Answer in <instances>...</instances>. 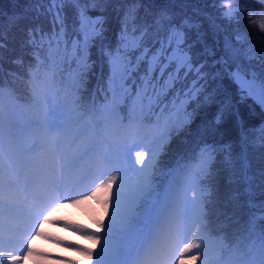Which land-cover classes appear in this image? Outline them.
<instances>
[{"label":"snow or ice","instance_id":"snow-or-ice-1","mask_svg":"<svg viewBox=\"0 0 264 264\" xmlns=\"http://www.w3.org/2000/svg\"><path fill=\"white\" fill-rule=\"evenodd\" d=\"M47 2L50 4L47 12L53 17L52 33L46 34L42 29H29L25 44L33 48L37 46L42 48L45 43L49 46L55 43L57 50L63 44L67 56L69 40L62 11L64 4L74 5L79 19V28L75 31L81 39L71 41L70 54L76 62V68L67 77H61L62 82L67 81L65 87L68 107L76 113L77 118L86 115V112L81 110L84 100L81 90L85 84L84 75L90 67L89 48L96 39L101 41V55L109 61L108 91L111 92L113 99L109 101L106 95L105 103L99 106L93 100L89 110L100 113L99 119L88 117L86 126L91 128V134L81 141L79 136L82 132L78 130L69 142L75 143L76 146L72 147L63 159L55 154L62 151L56 143V137L57 130L62 129L64 124L57 123L54 119L41 121L52 136L50 151L54 154L55 163L51 167L42 166L37 162L39 153L45 147L39 139L32 140L27 148L17 154L6 153L0 142V264H22L25 257L32 256L35 251L33 241L37 237L49 238L45 236L43 226L53 222L51 217L56 208L49 211L51 204L60 199H69L67 193L92 172L95 173L92 176L95 186L87 196L81 195L79 200L72 203L94 202L99 205L103 210L102 215L97 208L89 204L92 219L97 227L89 228L85 224L71 222L63 226L74 228L77 233H84L85 239L92 241L95 247L76 244L74 241L58 242L71 244L76 251L87 257L88 264H127V259L133 251H139L138 244L142 247V241L146 237L158 234V226L167 218L169 209L173 208L177 201V180L181 173L186 172L187 166L165 172L158 167L160 150L173 131L178 132L190 123L192 113L187 111L190 100H197L203 95L204 102L210 101L211 95L205 94L209 74L203 71L205 67L203 64H198L193 59L191 46L185 47L186 34L183 28L193 27L187 21L179 27L170 24L167 38L160 41L159 48H154L148 46L145 39L148 27L142 29L138 35L136 28L130 33L126 17L117 36L116 47L106 48L103 45L105 18L89 16L87 5L95 8L109 0H47ZM217 2L220 3V0H212L214 7ZM240 3L241 0H234L233 8L228 11L222 7L217 9L221 19L236 25L237 28L234 38L226 40V47L232 50V60L231 62L223 60L220 71L213 74L212 79H222L221 74H226L238 86L241 102L251 98L264 109V32L257 29L261 39V47L258 50L249 45L248 34L238 27L239 13L242 10L237 5ZM166 19L170 21L171 16H167ZM156 25L158 31L163 30L162 20L158 19ZM2 39L0 36V40ZM3 47L4 44L0 43V49ZM36 59L40 61L38 51ZM254 60L257 63L254 64ZM18 62L22 63V60ZM29 76L32 82L31 104L40 105L46 100L45 94L54 87L56 73L45 71L41 75L37 67L35 72L30 71ZM190 76L192 82L183 92V98L180 91L176 90L163 123H160L157 117L152 139L143 144L147 151L135 152V165L142 167L132 166L131 170L136 173V179L133 183L126 184L125 176L129 169L122 165L132 164L131 153L134 148L141 145L142 137L138 136L139 126L155 108L160 107L161 113L169 109L166 102L168 96L177 83L183 84ZM201 81L205 83L202 84ZM5 95L10 100L15 99L12 91L8 90L6 93L3 82H0V125L3 121ZM127 101H131L127 114L129 134L126 138L111 141L109 145L111 151L97 152L93 143L96 138L99 136L101 142L108 139L101 126L106 127L117 120L123 124L125 117L120 116L119 112L121 105ZM222 113L223 109L217 115V122ZM14 126V121L10 119V132ZM253 132L255 135L251 140L244 134L242 152L235 158L240 161V179L229 181L230 184L244 186L243 191L240 187L234 188L231 199L238 204L245 200L249 209L248 235L252 240L243 254L242 264H264V201L256 202L257 192L253 190L256 177L249 175L251 168L249 147L264 150V124ZM215 151L211 145L200 148L199 163L194 170L187 171L181 181L185 191L187 188L194 189L192 204L202 206V201L212 195L210 188L202 189L199 185L201 179L211 175ZM221 151H226L225 164L235 176L236 163L232 152L230 149ZM109 171L115 174L106 175ZM73 177L75 179L70 184L69 180ZM255 188L259 189V195L264 196V170L259 172V183L255 184ZM85 190L78 191L82 193ZM61 191L66 195L61 197ZM188 203L185 197V207ZM240 207L243 208L244 204H240ZM6 210L25 215L30 223L27 227H20L7 222ZM206 215L207 213H201L200 216L193 218L187 211L182 210L178 214L175 228L165 233L163 244L156 245L145 257L147 264H213V258L205 251L203 242L204 229L208 223ZM29 235L31 239L28 238ZM39 255L49 254L41 252ZM70 264L82 262L72 260Z\"/></svg>","mask_w":264,"mask_h":264},{"label":"trees","instance_id":"trees-1","mask_svg":"<svg viewBox=\"0 0 264 264\" xmlns=\"http://www.w3.org/2000/svg\"><path fill=\"white\" fill-rule=\"evenodd\" d=\"M172 1L174 0H109L107 3L98 4L95 8L90 4L87 5V12L88 15L93 18L98 16H103L105 18L104 29L107 30L106 33H103L105 38L103 41L104 47H116L117 36L121 31L122 23L127 17L129 32L131 33L132 29L136 28L138 35L142 29L148 27V34L145 39L147 42L149 41L148 44L151 45V47L158 48L160 41L167 38L168 27L170 24L179 27L183 25L185 21L188 22L181 12L178 10H171L173 5H175ZM200 1L209 2L212 0ZM178 4L184 6L186 10L189 9L192 11L195 17L198 14L204 15V13L207 14L208 12V7L206 5L196 2L195 0L193 3L194 5H192V3H187V0L178 1ZM49 7L50 4L47 0H0V36L3 37V39L0 40V43L4 44V47L0 49V65H2L0 82H3L6 93L8 90H11L13 97L15 98L13 102L15 107L4 108V121L9 122L11 119L15 122L17 118L27 116L32 120L33 132L36 129H43L45 126L41 123L43 118L39 109H36V107L31 104V94L26 89L32 84L29 76L30 71L35 72L37 67H39L41 75L45 71L50 73L55 72V85L57 84L56 88L58 92L54 94L58 96H66L67 92L65 85L67 84V81L64 80L62 82L61 77H67L68 74L76 68V62L70 54L71 41L74 39H81L80 35L75 31V29L79 28V19L76 13V8L72 4H64L62 14L65 17V26L69 40V54L67 56L65 55L63 44L60 45L58 50L55 43L51 46L45 43L42 48L39 46L33 48L31 45H26L25 42L27 40V32L29 29H42L46 34L52 33L53 17L47 12ZM190 7L195 10L190 9ZM101 9L103 10L101 11ZM196 10H198L197 14ZM167 16H171L170 21L166 19ZM158 19L163 21V30H157L156 21ZM199 19L198 16V25L196 23V31L198 33L200 32L198 37L194 36L191 30L186 27L183 28V31L186 34L185 47L191 46V55L193 56V59L199 64L202 59H205L204 56L208 57L206 52L208 51V48H212L214 54H219V58L222 62L225 59L231 62L232 50L226 47V41L222 39V32L219 29V26L222 24L216 22L217 20L213 17L210 18V22L205 18H202L200 21ZM56 30H59L58 26ZM226 33L227 32L224 30L223 34ZM37 51L39 52L40 61L36 59ZM90 55L93 56L92 60ZM21 60L22 63H19L18 61ZM41 61L43 63H41ZM88 64L90 67L87 68L84 75L85 84L81 90V95L84 97L81 110L85 111L86 115L77 118L76 113L71 111L68 105L60 107L62 115H64L62 120V123L64 124L63 131L67 132L63 139L66 143H69L72 140L71 130L74 128V124H83L86 126L89 116L99 119L100 113L89 110L91 108L90 100H94L95 104L99 106L105 103L106 95L109 101L113 99L111 92L108 91V77L110 74L109 61L106 57L101 55V41L99 39H96L89 48ZM206 73L209 74L208 78L212 79L213 74L210 70ZM191 82L192 79L188 77L183 84L177 83L175 85V89L170 93L166 101L169 104V109H165L164 113H161L160 107H157L153 112L148 113L143 124L139 126L138 136L142 137V142L143 134L145 132H149L150 139H152L154 135L153 126L157 121V117H159L160 123H163L164 118L169 113L171 100L175 96L176 90L180 91L181 98H183L184 91H182L181 88L186 90ZM204 83L205 81H202V84ZM226 84L227 82L224 85L215 82L214 85L212 84L210 86L208 82H206V85H208L209 88L205 94L211 95L210 101L204 102L202 97L199 104H194V109H192V107H187L188 110H192L193 119L189 123L191 125L185 129L186 138L181 144L173 143L170 147L171 149L169 150L166 161L162 166V170L165 172L174 170L178 167L187 166L186 172L181 173L177 180V201L174 207L169 209L167 218L162 220L158 226V234L154 233L153 237L145 238L142 247L138 244V248L143 250V252L138 259L134 258L137 264H147L145 257L150 254L151 249L156 245L161 244L162 241H160V239H165V233L167 231L175 228L178 221V214L182 210L187 211L193 218L200 216L201 213L204 212L203 208H205L206 201L209 198L202 201V206L192 204L191 201L193 199L194 189L187 188L185 191V186L181 183L187 171L194 170L195 166L199 163V160L201 159L199 154L200 148L205 145L214 146L216 151L214 153L215 160L213 163L217 162L219 165V161L221 160L217 157V141L226 139L230 141L233 148L240 147V145L237 144V140L241 136H244V134H247L249 137V134L253 130H256L255 128L261 121L262 117L264 118V109L253 101L249 102L247 99L242 102L240 101V104H235V100H238L239 95L236 90L229 89ZM6 98L9 97L5 95L4 100ZM118 98L119 97H116V99ZM130 103L131 101H127L125 104L121 105L119 115L125 117L123 124L119 123L117 120L106 127L101 126L109 136L116 139H123L129 134L130 129L127 127V114ZM161 107H163V105H161ZM222 109V116L219 122H217V115ZM195 116L204 117L198 119L197 122H192L194 119H197ZM147 142L148 141L144 143ZM70 145V148H68L71 151V148L76 145L75 143ZM143 148L144 147H141V150L145 149ZM144 151H147V149ZM240 152H242V149ZM42 156L43 155L40 152L37 158H42ZM239 163L240 161L238 160V166ZM133 165L136 168L139 167V165H135V161L131 166L122 165L129 169L126 176L132 172L131 168ZM94 174L95 173L92 172L80 180L78 183L80 188H85V186L90 188L91 183L93 182L92 176ZM113 174H115V172L110 171V175ZM199 187L202 189L211 188L207 177L201 179ZM185 197H187V200L189 201L186 207L184 205ZM88 204L96 206L94 202H88ZM217 217L218 216H212L211 222L205 218L208 222L203 235L205 251L216 249L223 243V235L226 228L222 224V221L217 220V222H215ZM72 219L78 220L76 216H73ZM87 226L89 228H94L89 225ZM192 228H195V224L192 225ZM82 234L84 235V233ZM188 234H190V231ZM72 238L76 240L75 237H71V239ZM60 240L64 241V239ZM79 244L84 243L80 241ZM233 245L234 243H231L229 247H232ZM58 246H60L59 243ZM54 250L59 252L58 248H55ZM242 257L243 254L239 257H235V260L232 262L227 261L222 264H242ZM47 259L50 260L49 258ZM47 259L45 258V261Z\"/></svg>","mask_w":264,"mask_h":264},{"label":"rangeland","instance_id":"rangeland-1","mask_svg":"<svg viewBox=\"0 0 264 264\" xmlns=\"http://www.w3.org/2000/svg\"><path fill=\"white\" fill-rule=\"evenodd\" d=\"M178 1H183V0H178ZM177 0L172 1L175 5H173L171 10H178L179 12L182 13L183 17H185L188 20V23L192 24L193 27L189 28L186 27L187 29L191 30L194 34V36L198 37L199 33L196 31V23L197 21V17L199 16V21L202 18L207 19L210 22V18L213 17L215 18L217 21L216 22H220L222 25L219 26V29L222 32V39H224V41L226 40H230L234 38V33L236 31L237 26L233 25V24H229L227 21H225L224 19H221L219 17V13L217 11V9L220 7L219 3L217 2L216 6H213L212 1L209 2H201L200 0H195L196 2L202 3L204 5H206L208 8V12L207 14L204 13V15H195L192 13V11H190L189 9L186 10L184 8V6L178 4ZM187 3H192V5H194V0H187ZM245 5L246 6V10L247 9H252V10H256L259 9L261 7H264V5H262L260 3V0H241V3L239 5ZM237 5V6H239ZM155 7V6H153ZM190 9H194L192 7H190ZM195 10V9H194ZM198 10H196V14ZM105 25V24H104ZM198 25V23H197ZM239 29L243 30L244 32H246L248 34V38H249V45L252 46L255 49H259L261 47V39L259 37L258 34V30L254 27H250L247 23L246 20V15L245 12L242 11L239 13ZM107 29H104L103 33H106ZM226 31V34H223V31ZM230 31V33H229ZM155 35V34H153ZM157 36V35H156ZM162 36V35H161ZM149 41L147 42V45L151 47V45L148 44ZM160 47V45H158ZM158 47V48H159ZM215 51V50H214ZM208 54V57H205V59H202L201 62H199V64H203L205 67L203 69L204 72H207L210 70V72L212 74H216L220 71L221 66H222V61L219 58V54L213 53L212 48H208V51H206ZM232 57V55H231ZM91 60L93 59V56L90 55ZM201 59V57H200ZM232 60V59H231ZM197 63V61H196ZM253 63H257V61H253ZM222 75V79L221 78H217L215 80L208 78L207 82L208 84L211 86L212 84L214 85V83H222L223 85L227 82V87L229 89H234L236 90V92L238 93V100H235L236 103L235 104H240L239 102L240 100V93L238 90V86L233 83L226 74H221ZM190 78L192 79V77L190 76ZM202 83V81H201ZM209 86L206 85L205 87V93L208 90ZM182 91H185L184 89L181 88ZM203 97V95H201L197 100H190L187 107H192L194 106V104H199V102L201 101V98ZM249 102L253 101L251 98H247ZM246 99V100H247ZM254 102V101H253ZM59 104V101L56 102L55 104V108H57ZM188 112L192 113L193 116V112L192 110H188ZM191 116V120L193 119ZM196 117V116H195ZM204 116H199L196 117L197 119H194L192 122H197L198 119H201ZM190 120V121H191ZM264 124V118L262 117L261 121L259 122V124L257 125V127L255 129H259V127ZM191 125V124H186L185 127H183L180 131H173L170 138H168L165 142H164V146L163 149L160 150V155H159V165L158 167L162 169V166L164 165L167 155L169 153V150L171 149L170 147L173 145V143L175 142L176 144H181L183 142V140L186 138L185 137V133H186V128ZM255 133L252 131L249 134V140H251L252 138H254ZM237 144L240 145V147L238 146L237 148H233L231 146V143L229 140H219L217 141V145H218V152H217V157L218 159H220L221 161H219V165L218 163H213L212 165V169H211V175L207 177L208 179V183L211 185V197L206 201L205 204V208H203L204 212L203 213H207L206 217L208 219L209 222H211V217L212 216H218L215 219V222H217V220L222 221V224L225 226V233L223 235V243L221 244L220 247L216 248V249H212L209 251H206L210 257L213 258V263L216 264H222L224 262H232L235 260V257H239L242 254H245V252L247 251V247L250 244L252 237H250L248 235V221H249V209L247 208L246 202L245 200H241L240 204H244V207L241 208L240 204L238 203H234L231 199L232 195H233V189L236 187H240L241 191H243V185H239V184H230L229 181L230 179L232 180H239L240 176H239V170H238V158L241 154V149L243 146V136H241L238 140H237ZM221 149L224 150H229L232 152L233 157L235 159V163H236V175L233 176L232 174V170L230 169V167L228 165L225 164V155H226V151L222 152ZM223 154V155H222ZM133 155L135 156V152L133 153ZM249 158H250V163H251V168L249 170V175L250 176H254L256 177V179L253 182V190L255 192H257V196H256V202L260 203L261 201H264V196L259 195V189L255 188V184L259 183V172L261 170H264V150L262 149H253L251 147H249ZM142 167V165H139L138 168ZM136 179V173L135 172H131L129 175L125 176V183L126 184H131L135 181ZM213 185V186H212ZM115 187V186H114ZM88 194H85L83 196H87ZM81 196L77 197V198H69L67 200L65 199H61V203L60 208L57 207V213H58V218L60 219H55L52 223H46L45 226H50V229H53L57 235H69V229L71 230V227H66L63 226L69 222L75 224L72 220H71V215L74 214L76 217H78V219H80L83 223L96 228L97 225L94 223L93 219H92V213H91V208L88 207L87 205H82V204H75L72 203V201H75L76 199H80ZM95 207L99 210L100 214H103V210L99 208V205L96 206H92ZM220 213V214H217ZM55 216H52L51 218H54ZM56 221H59V223H57ZM32 235H34V233H32ZM47 236V235H45ZM49 237L47 239V246H51L53 245L54 242V238L50 235L47 236ZM75 237H81L79 238L84 244H86L88 247H95V245L93 244L92 241L86 240L85 236L80 235V234H76ZM29 239H31V235H29L28 237ZM37 239V238H36ZM36 239L33 241V244L35 246V251L33 253V255L35 253H37L39 251L38 247L35 244ZM44 243H46V240L44 241ZM231 243H234V245L232 247H229ZM65 251L72 254L73 256H75V258L77 260H80L82 262V264H88L87 261V257L83 256L80 252L76 251L75 249H66ZM23 254V253H22ZM33 255L31 257H33ZM30 256L25 257V259L22 261V264H32V262L30 260L25 261L26 259H28ZM37 264V263H35Z\"/></svg>","mask_w":264,"mask_h":264},{"label":"clouds","instance_id":"clouds-1","mask_svg":"<svg viewBox=\"0 0 264 264\" xmlns=\"http://www.w3.org/2000/svg\"><path fill=\"white\" fill-rule=\"evenodd\" d=\"M260 3L264 5V0H260ZM219 6L226 11L231 10L234 6V0H220ZM238 7L245 12L246 20L250 27H254L259 31L264 32V7L256 10H246V6L243 4Z\"/></svg>","mask_w":264,"mask_h":264},{"label":"water","instance_id":"water-1","mask_svg":"<svg viewBox=\"0 0 264 264\" xmlns=\"http://www.w3.org/2000/svg\"><path fill=\"white\" fill-rule=\"evenodd\" d=\"M170 1V0H169Z\"/></svg>","mask_w":264,"mask_h":264}]
</instances>
